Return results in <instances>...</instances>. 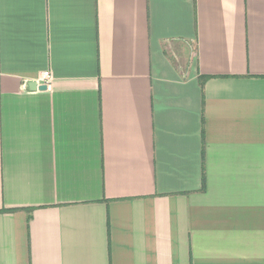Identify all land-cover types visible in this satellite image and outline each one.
<instances>
[{"label": "crops", "instance_id": "0c3cea01", "mask_svg": "<svg viewBox=\"0 0 264 264\" xmlns=\"http://www.w3.org/2000/svg\"><path fill=\"white\" fill-rule=\"evenodd\" d=\"M0 264H264V0H0Z\"/></svg>", "mask_w": 264, "mask_h": 264}, {"label": "built area", "instance_id": "2783aa9c", "mask_svg": "<svg viewBox=\"0 0 264 264\" xmlns=\"http://www.w3.org/2000/svg\"><path fill=\"white\" fill-rule=\"evenodd\" d=\"M49 80H50L49 73H47V72L43 73L40 81L43 82L44 84H46V82H49Z\"/></svg>", "mask_w": 264, "mask_h": 264}, {"label": "water", "instance_id": "95a60500", "mask_svg": "<svg viewBox=\"0 0 264 264\" xmlns=\"http://www.w3.org/2000/svg\"><path fill=\"white\" fill-rule=\"evenodd\" d=\"M30 89L46 90V86H37L35 82L29 84Z\"/></svg>", "mask_w": 264, "mask_h": 264}]
</instances>
